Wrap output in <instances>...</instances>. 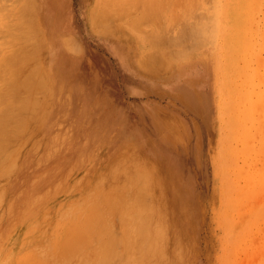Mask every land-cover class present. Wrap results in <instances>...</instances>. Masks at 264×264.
Masks as SVG:
<instances>
[{
	"label": "rangeland",
	"instance_id": "374dc122",
	"mask_svg": "<svg viewBox=\"0 0 264 264\" xmlns=\"http://www.w3.org/2000/svg\"><path fill=\"white\" fill-rule=\"evenodd\" d=\"M34 1L39 14L27 34L28 67L18 75L24 83L35 72L33 121L16 148L12 173L0 178V264L30 258L66 264L54 244L47 251L63 228L49 231L58 211L64 215L87 198L94 207H79L82 220L98 234L110 229L120 239L124 227L134 228L131 255L122 241L116 245L122 264H219L210 64L198 56L146 73L129 55L134 36L114 40L93 30V0ZM107 197H116L115 211H107ZM136 197L146 224L132 216Z\"/></svg>",
	"mask_w": 264,
	"mask_h": 264
},
{
	"label": "bare ground",
	"instance_id": "6f19581e",
	"mask_svg": "<svg viewBox=\"0 0 264 264\" xmlns=\"http://www.w3.org/2000/svg\"><path fill=\"white\" fill-rule=\"evenodd\" d=\"M35 3L0 0V178L12 173L16 148L33 121L28 107L33 98L30 89L37 85L35 72H30L24 83H19L18 75L28 67L27 34L39 14ZM90 3L88 19L94 31L114 40L134 36L129 55L138 69L149 74L164 73L175 62L198 56L205 66L210 64L216 99L213 194L215 223L220 232L218 261L264 264V0ZM171 23L176 27L172 28ZM161 33L164 42H160ZM137 197L135 207L129 209L135 220L143 216L142 224H146L149 216H144V206ZM115 198L105 199L107 211L116 210ZM82 204L87 212L94 207L93 199L87 198L64 215L58 211V221L49 233L63 230L49 239L47 251L54 244L58 260L66 264H122L116 245L122 241L126 255H131L137 246L136 239L131 238L134 228L124 227L120 239L111 235L110 229L98 234L90 221L82 220ZM142 224L135 227L142 231ZM96 243L99 247L92 250ZM89 248L91 252L86 251ZM21 264L37 262L30 258Z\"/></svg>",
	"mask_w": 264,
	"mask_h": 264
}]
</instances>
